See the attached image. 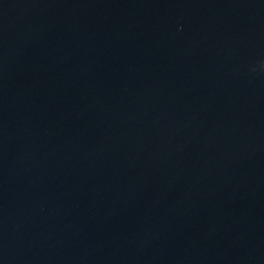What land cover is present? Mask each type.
Returning <instances> with one entry per match:
<instances>
[{
  "label": "water",
  "instance_id": "water-1",
  "mask_svg": "<svg viewBox=\"0 0 264 264\" xmlns=\"http://www.w3.org/2000/svg\"><path fill=\"white\" fill-rule=\"evenodd\" d=\"M0 264H264V0H0Z\"/></svg>",
  "mask_w": 264,
  "mask_h": 264
}]
</instances>
